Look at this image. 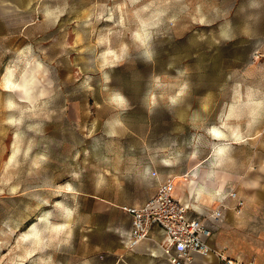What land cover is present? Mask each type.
<instances>
[{
	"label": "rangeland",
	"instance_id": "374dc122",
	"mask_svg": "<svg viewBox=\"0 0 264 264\" xmlns=\"http://www.w3.org/2000/svg\"><path fill=\"white\" fill-rule=\"evenodd\" d=\"M256 21L264 0H0V264H130L122 208L179 181Z\"/></svg>",
	"mask_w": 264,
	"mask_h": 264
},
{
	"label": "crops",
	"instance_id": "0c3cea01",
	"mask_svg": "<svg viewBox=\"0 0 264 264\" xmlns=\"http://www.w3.org/2000/svg\"><path fill=\"white\" fill-rule=\"evenodd\" d=\"M246 31L251 33L252 56L222 77V87L207 88L204 103L190 108L195 146L188 158L175 161L179 181L174 196L196 216L215 208L217 199L233 189L243 206L236 213L235 202L227 201L229 209L209 247L231 264H264V34L257 36V21ZM129 230L123 231L125 237ZM151 236L161 239L156 231ZM128 252L130 264H165L160 249L149 241ZM193 264L225 262L211 255L195 256Z\"/></svg>",
	"mask_w": 264,
	"mask_h": 264
},
{
	"label": "built area",
	"instance_id": "2783aa9c",
	"mask_svg": "<svg viewBox=\"0 0 264 264\" xmlns=\"http://www.w3.org/2000/svg\"><path fill=\"white\" fill-rule=\"evenodd\" d=\"M176 184L167 179L158 184L156 192L142 205L124 207L123 212L130 217V230L126 235L125 247L133 251L141 243L149 241L155 244L165 260V264H193L195 256L208 257L214 255L225 264H231L219 253L209 247L208 240L216 231L228 210V200L235 202L233 211L242 208L243 201L233 189L217 199V206L190 214L188 205L174 196ZM160 234V241L152 238V233Z\"/></svg>",
	"mask_w": 264,
	"mask_h": 264
},
{
	"label": "snow or ice",
	"instance_id": "6c2138e0",
	"mask_svg": "<svg viewBox=\"0 0 264 264\" xmlns=\"http://www.w3.org/2000/svg\"><path fill=\"white\" fill-rule=\"evenodd\" d=\"M113 103L118 105V106H123L125 102H124V100L121 97L115 96L113 98Z\"/></svg>",
	"mask_w": 264,
	"mask_h": 264
},
{
	"label": "bare ground",
	"instance_id": "6f19581e",
	"mask_svg": "<svg viewBox=\"0 0 264 264\" xmlns=\"http://www.w3.org/2000/svg\"><path fill=\"white\" fill-rule=\"evenodd\" d=\"M8 79V78H7ZM182 180H183V182H184V180H185V178L183 177L182 178ZM187 182H186V188L188 187V185H189V183H190V181L189 180H186ZM59 227V226H58ZM33 252V250H31V251H29V252H27V254L26 255H31V253Z\"/></svg>",
	"mask_w": 264,
	"mask_h": 264
}]
</instances>
